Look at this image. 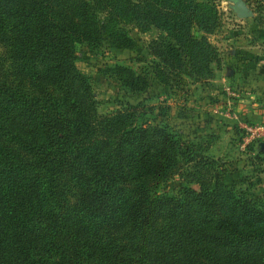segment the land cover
I'll list each match as a JSON object with an SVG mask.
<instances>
[{"label": "trees", "instance_id": "obj_1", "mask_svg": "<svg viewBox=\"0 0 264 264\" xmlns=\"http://www.w3.org/2000/svg\"><path fill=\"white\" fill-rule=\"evenodd\" d=\"M127 26L160 32L158 81L211 77L209 0H0V264H264V201L211 175L208 144L134 124L137 105L97 113L75 44L131 48ZM184 174L197 189L153 194Z\"/></svg>", "mask_w": 264, "mask_h": 264}, {"label": "rangeland", "instance_id": "obj_2", "mask_svg": "<svg viewBox=\"0 0 264 264\" xmlns=\"http://www.w3.org/2000/svg\"><path fill=\"white\" fill-rule=\"evenodd\" d=\"M209 1L216 9L217 26L206 39L216 49L217 60L211 63L212 75L206 80L195 81L183 74L168 73L165 82L158 81L154 75L157 60L147 47L160 32L156 29L140 32L133 26L126 27L133 43L131 48H117L104 40L92 46L84 42L75 44V66L89 78L97 113L107 114L127 104L137 105L134 124L166 126L196 146L208 144L205 154L214 161L211 168L215 173L211 175L217 174L224 183L234 182L237 190L247 187L264 201V151L258 152L257 148L259 143H264V131L258 128L264 127L263 115L259 119L244 117L239 123L224 124L216 133L218 123L206 107L209 104L215 108L219 103L216 94L221 92L217 87L221 68L227 74L228 70L236 68L238 56L241 59L246 54L250 56L248 61L253 65V71L261 63L263 65L264 2L243 0L251 16L238 18L231 9L230 0ZM116 65L142 75L147 81L146 88L131 93L120 85L112 73V67ZM214 75L217 76L215 79ZM204 87L210 89L206 91ZM241 88L235 84L229 89L234 92L230 98L235 106L240 105L239 110L242 111L245 105L260 103L258 95L247 96ZM237 93H240L239 98ZM204 127L207 130L202 133L200 129ZM183 185L198 188L196 183L187 182L184 174V180L174 176L159 184L153 194L173 192Z\"/></svg>", "mask_w": 264, "mask_h": 264}, {"label": "crops", "instance_id": "obj_3", "mask_svg": "<svg viewBox=\"0 0 264 264\" xmlns=\"http://www.w3.org/2000/svg\"><path fill=\"white\" fill-rule=\"evenodd\" d=\"M248 59H250L248 54H246V56H241V59L240 56H238L236 68H233V70H228L229 72H227V74L224 68H221L220 71H218V73L221 75V79L219 80V84L217 86L219 89H221V92L220 94H216L217 98L219 99V103H216L217 107L215 108L209 104L206 105L207 109L211 110L212 112L210 113L213 115L214 122L218 123V126H216L214 131L216 133L224 124L239 123L244 119V117L246 119L249 117L253 119H259L261 118V115H263L264 118V63L263 65L261 63V66H259L256 71H253V69H251L253 65L250 63V61H248ZM214 71L215 70H213V73H217V70L215 72ZM224 75L230 76L225 77ZM216 77L217 76L214 75V79ZM235 84H237L239 88L242 87L241 89L245 90V94L247 96L258 95L257 100L260 101V103L258 104L255 102L252 103L251 106L245 105L242 109L243 112L239 110V108H241L239 107L240 105L235 106L233 100L230 98V95H234V92L229 90L230 86ZM203 89L207 91L210 89V87H204ZM239 95L240 93H237L238 98ZM258 128L264 131V127L260 126ZM206 130V127H204V129H200L202 133H205Z\"/></svg>", "mask_w": 264, "mask_h": 264}, {"label": "water", "instance_id": "obj_4", "mask_svg": "<svg viewBox=\"0 0 264 264\" xmlns=\"http://www.w3.org/2000/svg\"><path fill=\"white\" fill-rule=\"evenodd\" d=\"M231 9L238 18H246L251 16V12L248 10L243 0H230ZM261 147V150L264 151V143L258 144Z\"/></svg>", "mask_w": 264, "mask_h": 264}, {"label": "built area", "instance_id": "obj_5", "mask_svg": "<svg viewBox=\"0 0 264 264\" xmlns=\"http://www.w3.org/2000/svg\"><path fill=\"white\" fill-rule=\"evenodd\" d=\"M260 129V128H259ZM249 130V129H248Z\"/></svg>", "mask_w": 264, "mask_h": 264}]
</instances>
